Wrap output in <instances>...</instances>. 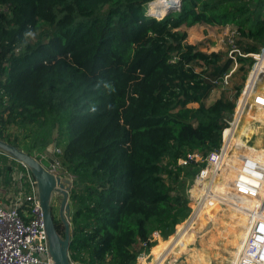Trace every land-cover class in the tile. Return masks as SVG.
I'll return each instance as SVG.
<instances>
[{"label": "trees", "instance_id": "obj_1", "mask_svg": "<svg viewBox=\"0 0 264 264\" xmlns=\"http://www.w3.org/2000/svg\"><path fill=\"white\" fill-rule=\"evenodd\" d=\"M151 1L0 0V138L58 159L72 176L77 264H134L154 231L180 233L178 248L191 247L195 203L187 206L185 187L205 160H178L219 149L242 84L232 94L225 87L237 72L244 81L264 45V0H180L161 18L147 13ZM199 23L228 25L234 50L188 43L180 27ZM214 88L221 93L206 104ZM19 172L26 168L0 152L2 193L16 192L18 180L29 191Z\"/></svg>", "mask_w": 264, "mask_h": 264}, {"label": "built area", "instance_id": "obj_2", "mask_svg": "<svg viewBox=\"0 0 264 264\" xmlns=\"http://www.w3.org/2000/svg\"><path fill=\"white\" fill-rule=\"evenodd\" d=\"M179 2L180 0L176 4H179ZM234 36L235 31L229 29L225 41L227 46L232 47L230 51H233L235 47ZM263 54L264 45L259 52L254 54V61L247 70L244 86L241 90L242 98L246 91H249L252 95V89L256 85V81L264 77V63L260 61L264 57ZM251 73L253 82L247 86ZM228 75L224 73L222 77L215 79L214 82L220 87H224L227 84ZM252 100L255 105L264 106V89L261 91L256 89L254 95H252ZM232 120H230L229 125L233 124L234 120ZM226 128L222 131V141L218 150L210 151L204 158L194 153H188L186 157L179 158L178 162L182 165L188 164L191 159L195 158L205 160V165L197 175L193 176V181L207 186L213 168L215 167L216 173L219 172L218 162L225 143L224 130ZM56 150L59 151V149ZM41 157L43 159L47 158L46 155H41ZM50 161L48 165H44L47 170L55 175L65 177L67 173L62 169L58 159L53 158ZM23 175L28 179V192H26L21 181L18 180L16 192L10 191L6 194L5 199L0 194V264H53V260L47 251L42 210L35 190V180L27 168L26 172L18 173V178ZM152 235L155 234L152 233ZM144 244L143 242L142 245ZM141 254L144 255V250L138 253L137 260ZM71 264L77 263L71 261ZM173 264L182 263L175 261ZM222 264H264V203L260 212L253 217L241 249L237 251L234 258Z\"/></svg>", "mask_w": 264, "mask_h": 264}, {"label": "crops", "instance_id": "obj_3", "mask_svg": "<svg viewBox=\"0 0 264 264\" xmlns=\"http://www.w3.org/2000/svg\"><path fill=\"white\" fill-rule=\"evenodd\" d=\"M206 25L208 26L211 24L199 23V26H206ZM261 82L262 80H260V83ZM256 89L259 88L257 87ZM248 92L249 91H246V93ZM245 96L246 95L244 94L243 99L239 100V103L242 106L241 113L247 116L248 111H246V113L243 111V108L245 107L246 104L244 105L242 103L247 97ZM255 108H256L255 117L260 121H264V106L255 105ZM235 145H238L241 148H245L249 146V144L246 141L242 143H236ZM261 156H264V149L250 150L244 156H239L237 152L231 153L229 155L227 164L225 165L224 168L225 183L226 186H228V188L231 189V190L228 189L225 190V193L229 197L228 203L226 205L219 204L220 197L218 196L215 200L214 207L210 210H205L202 213H200V215L192 222V224L194 223L196 227L197 222L203 213L207 211L213 212V221L208 230L210 232L211 244H216L217 246L216 247L217 253L215 257L216 263L214 264L217 263L222 264L228 261V257L226 256V254L224 255L222 250L224 249V246H226L227 244L236 242L234 237L233 239H231V241L228 242V236L230 234L233 235L235 234V238H236L238 227L242 226L243 224L246 225L249 221L250 216H252L256 212L259 213L260 210L262 209L264 203V161H262ZM196 188L197 185L195 181V185L193 186L192 190H189V192L188 190H185L186 194L188 193L187 194L188 202H193V195ZM217 211L220 212L221 215L225 218L223 225L219 224L218 222L219 217L216 215ZM227 227H231V228L227 229ZM205 233L202 235H197L195 233V237H193L191 243H193L194 240H196L197 238H204ZM154 237H155L154 239L157 240V243L153 245L148 251L144 250V255L146 257L149 254L152 256L160 254L164 249V247L167 245V243L170 241V238L168 239L166 236L157 235ZM160 242H162L161 245ZM186 249H189V252L187 253L188 255L186 254L187 257H185L186 256L185 255L181 261H183L184 258H187L188 263L186 264H211L205 258V253L203 254L201 251L192 249V246ZM134 264H137V262H135Z\"/></svg>", "mask_w": 264, "mask_h": 264}, {"label": "bare ground", "instance_id": "obj_4", "mask_svg": "<svg viewBox=\"0 0 264 264\" xmlns=\"http://www.w3.org/2000/svg\"><path fill=\"white\" fill-rule=\"evenodd\" d=\"M177 2L178 0H153V5L157 8L161 7L166 10L169 5H175ZM255 90L253 91L252 95H254ZM257 90L261 91V88ZM252 95L249 93L245 100L242 102L243 104L245 102V104L248 105L247 116H243L241 112L235 113V118L237 119L233 125L231 137L226 143H224L222 147V154L218 162V165L220 166L219 171H221L220 174L218 175V172H215L214 167L211 171L212 176L209 181H207V186H204L203 184L198 185V183L196 182L197 188L193 195V202L195 203L198 198L201 199V202L197 206L195 204V207L191 210L189 214L190 218L186 226L190 225L203 211L212 209L215 205V200L218 196L220 197L219 204L226 205L228 203L229 197L225 193V190L231 189L226 186L224 168L231 153L237 152L239 156H244L250 150L264 149L263 144L249 145L245 148H241L240 146L235 145L236 143L245 142V139H248L249 137H251L252 134H255L258 130L257 124L264 125V121L258 120L253 115L255 104L252 100ZM228 148H231V150L229 149L230 151H228ZM215 190L217 191V193L215 192ZM256 213H252V216L255 217ZM216 215L219 217V224L223 225L225 218L218 211L216 212ZM212 221V211H207L203 213L202 216L199 218L197 225L194 229L195 233L197 235H202L207 232L212 224ZM250 226L251 225L245 228V224H243L242 226L238 227V232L235 240L242 239V242L237 247L238 251L243 245V241ZM230 228L231 227H227V229ZM179 236L180 233L177 234L172 240H170L164 247L162 252L158 255L152 256L149 254L146 257L145 255L141 254L137 260V264H173L175 261L181 260L189 252V249L180 250L178 248L177 238Z\"/></svg>", "mask_w": 264, "mask_h": 264}, {"label": "rangeland", "instance_id": "obj_5", "mask_svg": "<svg viewBox=\"0 0 264 264\" xmlns=\"http://www.w3.org/2000/svg\"><path fill=\"white\" fill-rule=\"evenodd\" d=\"M150 3V4H149ZM148 12L147 13H151L154 14L156 16H162L166 11L163 10V8L159 7L157 8L156 6L153 5V1L148 2ZM157 9V10H156ZM181 32H186V37L185 40L190 42L191 44H196L198 48H200L201 50L207 51V52H211V51H221V52H225L227 50V43L225 41L226 38V34L228 33L229 29L228 26H223V25H216V24H211V25H206V26H199V24H194L192 25V27H180L179 29ZM195 35V36H194ZM29 41L35 40L36 38V34L35 33H30L29 36L27 37ZM229 54V53H228ZM233 70H235L238 65H233ZM246 78V76H245ZM260 79L259 78L256 81V85L254 86V88L252 89L253 91L258 87L261 88V90L264 89V79L262 80V82L260 83ZM245 81V79H244ZM244 81L241 79V72H237L236 74L230 76L229 78V84L225 87L228 88L227 92L228 94H232L234 92V86L238 85V84H242V87L239 91V94L236 98V103L239 99V96L241 95V90L244 86ZM253 82L252 79V73L250 74L248 81H247V86ZM231 88V89H230ZM221 88H214L211 90L210 94L208 95L207 98H205V103L209 104L211 103L214 99H216L220 93H221ZM251 91V90H250ZM250 92L245 93V95L247 96ZM245 96V97H246ZM237 107V106H236ZM235 113H236V108L234 109V113L232 116V119L234 120L235 117ZM245 116V115H243ZM231 119V120H232ZM232 120V121H233ZM258 126V130L255 134H252L251 137H249L248 139H245V141L249 144V145H256V144H263L264 145V125L261 124H257ZM232 128V125L227 126V128ZM49 150L54 149L53 144L49 145ZM231 148H228L227 150L230 151ZM36 157V156H35ZM262 157V161H264V156ZM40 161L43 162V157H41V159H39ZM50 159L47 157L46 160L43 162L44 165H48L50 163ZM220 167V166H219ZM221 171L218 172V175L220 174ZM217 175V177H218ZM65 177L69 178L70 180H72V176L69 174H65ZM193 178V177H192ZM190 182V183H189ZM188 183H186V187L185 190H192L193 186L195 185V181H193L192 179L189 180ZM197 182V181H196ZM198 185L203 184V183H199L197 182ZM205 185V184H203ZM70 186H72V181L70 183ZM11 190L6 191L5 193H2V191H0V194L3 195L4 199L6 198V194H8ZM215 192L217 193V191L215 190ZM186 198H187V206H189L190 202H188V197L186 194ZM59 202H60V196L55 194L53 197V201H52V209L54 212V215L56 216V218H58V208H59ZM201 202V199H197L195 201L196 206ZM189 208V207H188ZM188 212V210H187ZM186 212V213H187ZM258 214V212L256 213V215ZM253 220V216H250L248 223L245 225V228L248 227L249 225H251V222ZM61 224V222H60ZM62 226V224H61ZM155 235H152V239L151 240H155V244L157 243V240L154 239V236L159 235V233L157 231L153 232ZM173 235L176 233L175 232V227L173 226V231H172ZM235 239V234H230L228 236V242L231 241V239ZM242 242L241 240H236L235 243H229L226 246H224V249L222 250V252L224 253V255L226 254V256L228 257V261H230L232 258H234V256L237 254L238 251V245ZM154 244V245H155ZM162 244V242H160V245ZM218 245V244H217ZM192 249H196L198 251H201L203 254L205 253V258L209 261V263L214 264L216 263L215 257H216V253H217V249H216V244H211L210 242V232L208 230V232L205 233L204 238H197L196 240H194V242L192 243ZM150 249V248H149ZM188 255V254H187ZM187 255L185 257H187ZM136 262H137V258H136ZM182 264H186L188 263L187 258H184L183 261H178ZM190 262V261H189Z\"/></svg>", "mask_w": 264, "mask_h": 264}, {"label": "water", "instance_id": "obj_6", "mask_svg": "<svg viewBox=\"0 0 264 264\" xmlns=\"http://www.w3.org/2000/svg\"><path fill=\"white\" fill-rule=\"evenodd\" d=\"M157 17L161 18L162 16ZM0 152L24 165L35 180V190L42 210L47 251L53 264H71L69 257L71 237L69 190L72 180L51 173L34 155L1 138ZM55 194L60 196L58 220L62 224V232L56 226L52 209Z\"/></svg>", "mask_w": 264, "mask_h": 264}]
</instances>
